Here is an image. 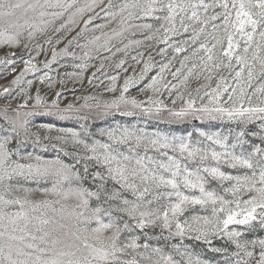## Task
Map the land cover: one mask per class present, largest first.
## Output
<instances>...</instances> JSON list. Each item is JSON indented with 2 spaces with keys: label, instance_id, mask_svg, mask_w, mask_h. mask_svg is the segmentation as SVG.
Returning <instances> with one entry per match:
<instances>
[{
  "label": "snow or ice",
  "instance_id": "snow-or-ice-1",
  "mask_svg": "<svg viewBox=\"0 0 264 264\" xmlns=\"http://www.w3.org/2000/svg\"><path fill=\"white\" fill-rule=\"evenodd\" d=\"M0 80V264H264V0H0Z\"/></svg>",
  "mask_w": 264,
  "mask_h": 264
},
{
  "label": "rangeland",
  "instance_id": "rangeland-1",
  "mask_svg": "<svg viewBox=\"0 0 264 264\" xmlns=\"http://www.w3.org/2000/svg\"><path fill=\"white\" fill-rule=\"evenodd\" d=\"M159 59V57H157V60ZM95 63V61H94ZM72 69H69V71H71ZM63 71V70H62ZM89 74L94 71V69H89ZM107 71L110 73V74H114L115 70L114 69H107ZM11 77H9L10 79ZM7 81H4V80H0V84H3V83H6ZM105 83H107V81H105ZM198 83L196 81H193L192 84H191V87L195 88V87H198ZM72 85L71 83H69V88H71ZM80 86L77 85V88H79ZM101 89L103 88V85L100 86ZM85 89L86 91L83 93L84 95H87L89 94L90 92H97L98 90L97 89H92V88H88L87 86V82L85 81ZM81 93L77 92V95H79ZM98 94H102L105 98H107L109 96L108 93L106 92H98ZM199 123V122H197ZM185 128H187V130H191V127L190 126H184ZM206 128V130H220L221 126L220 125H212V126H204ZM177 132H182L184 129L183 128H178V129H175Z\"/></svg>",
  "mask_w": 264,
  "mask_h": 264
}]
</instances>
